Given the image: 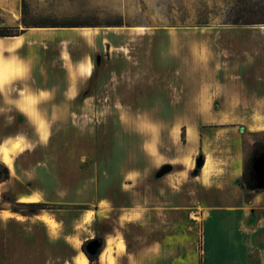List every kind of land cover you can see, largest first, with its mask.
I'll list each match as a JSON object with an SVG mask.
<instances>
[{
    "label": "rangeland",
    "instance_id": "1",
    "mask_svg": "<svg viewBox=\"0 0 264 264\" xmlns=\"http://www.w3.org/2000/svg\"><path fill=\"white\" fill-rule=\"evenodd\" d=\"M26 2L33 19L57 23L77 22L92 26L77 27L79 30L69 28V32L79 31L78 34L69 35V41L95 45L100 43L96 38L102 33L106 37L104 45L108 44V47L103 45L97 52H91V59L84 55L70 68L74 80L73 77L77 74L75 70L81 73L93 65L92 74L84 87L75 89L69 86V104L63 105L69 111V189L74 190L71 194L74 197L69 198V206L38 202L45 209L37 212L36 208L28 207V204L15 203L19 199L18 194L0 192V210L16 213L5 224L0 222V264H84L80 257L82 245L98 237L105 245L109 236L121 237L126 252L131 254L118 258L117 264H131V257L134 264H162L161 259H146L147 247L157 238L177 234L162 231L167 225L177 224L185 226L184 232L182 231L183 247L188 251L189 234L196 249V262L202 264L203 215L210 204H215L221 210L228 207L232 211L229 205L231 193L207 196L203 192L198 197L192 192L186 193L179 190L181 183L176 170L180 168L178 164L188 169V163L193 162V168L189 170V176L193 177L198 157L201 156L205 161L204 143L207 139L213 156H218L223 163L231 161L235 156V151L231 149L234 135L223 134L220 126L209 123L231 121L225 118L231 111L223 109L225 100H229L230 104L238 101L239 116H246L243 109L251 108V102L255 101L252 99L264 97V86H252L258 79L257 75L263 73L257 70L260 66L252 62H243L240 65L227 62L234 56L225 55L221 49L223 45H219V37L226 32L256 31L260 24L229 26L225 23L237 17L258 21L262 0ZM252 6L256 10L255 14L250 11ZM13 19L11 13L10 21ZM20 26L22 27L21 24ZM167 30L165 37L172 45L178 42L179 33H201L202 69H209L211 66L213 70L219 71L216 75L225 73V70H233L235 79H239L240 74L251 86L231 89L177 87L176 81L167 74L168 70L175 71L177 67L168 61L167 52L164 50L162 35ZM108 35L126 38L113 44ZM70 47L69 53L75 55L72 49L75 46ZM206 48H213L217 55L212 64L206 62ZM185 54L189 60V52L186 51ZM242 57L243 61L249 59L247 54H242ZM190 59H193L191 55ZM182 68L183 71H192L194 65L190 62ZM79 96H90V99L82 104L76 100ZM195 100L196 103L193 102ZM40 106L44 108L46 105L37 104L38 108ZM205 107H211L217 117L214 115L205 119L193 112L195 109L202 112ZM182 127L186 129L185 143L189 130L195 135L196 149L197 146L199 149L193 161L192 155L184 158L177 155L178 151L186 149L185 143L180 139ZM233 127H237L238 134L235 137L237 144L241 145L244 164L251 151V144L255 141L264 143V132L251 134L244 126ZM87 132L89 148H84L85 141L81 133ZM128 132L132 135L130 143L129 136L124 135ZM115 133L119 140L118 146L111 147ZM98 139L101 145H105L103 157L106 156L105 163L103 160L98 163L101 168L104 167L106 173L104 177H100L102 183L95 185L98 181V164L96 163L91 172L89 168L99 154L95 145ZM255 152L258 157L263 150L256 149ZM115 162L116 167L112 164ZM164 165L171 166V171L157 179L155 174ZM199 174L200 170L197 177ZM135 175L137 178H134ZM224 175L223 172L221 178ZM88 177L91 184L82 193L81 183ZM197 177L194 181H197ZM251 179V186L238 185L245 200L255 195L252 168ZM2 180L3 176H0V181ZM98 189L105 194L102 201L93 197ZM130 211L134 213L133 218L128 215V220L119 224L120 214ZM46 213L60 227L54 229L35 220V215ZM99 256L93 258L92 263L88 260L87 264H99ZM183 263L189 264L190 259H183ZM256 263L255 259L251 260V264Z\"/></svg>",
    "mask_w": 264,
    "mask_h": 264
},
{
    "label": "crops",
    "instance_id": "2",
    "mask_svg": "<svg viewBox=\"0 0 264 264\" xmlns=\"http://www.w3.org/2000/svg\"><path fill=\"white\" fill-rule=\"evenodd\" d=\"M11 13L13 21H10ZM0 16V27L18 26L23 29L20 26V0H0ZM168 30L162 35L164 50L167 52L168 61L177 67L175 71L168 70L167 74L169 78L176 81L177 87L231 89L251 86L240 77V74L239 79H235L233 70H225V73L220 72L216 75L219 71L213 70L211 66L209 69H202L201 33H179L178 42L172 45L165 37ZM78 32H69V28H28L18 36L0 37V65L5 72V79L0 83V143L7 137L0 144V149L2 147L11 149L15 143L21 147L17 153H11L12 166H6L8 178L0 181V192L18 194L19 199L15 203L45 202L69 206V198L74 197L71 195L74 190L69 189V164L71 163H69V111L63 105L69 104V86L75 89L84 87L92 74L93 65L81 73L75 70L77 74L75 78L73 77L74 80H72L70 68L84 55L91 59V52L95 53L98 49H102L106 42V37L102 33H99L96 38L100 43L95 45L69 41V35H75ZM108 36L113 44L126 38V36ZM219 40L225 55L234 56L227 62L238 65L243 62H252L260 66L257 70L263 74L257 75L258 79L252 86H264V24L257 27L256 31L221 33ZM69 46H75L72 48L75 55L69 53ZM104 46L107 48L108 44ZM186 51L189 52V60H187ZM204 52L208 58L207 63L212 64L216 61L217 55L213 48H206ZM242 54H247L249 59L243 61ZM190 62L193 63L194 69L183 71L182 67ZM76 96L77 92L74 93V97ZM89 99L90 96H79L76 100L84 104ZM252 100L255 101L251 102V108L243 109L246 116L242 118L238 114V101L235 100L236 103L230 104L229 100H225L223 109L226 111L231 109L225 118L231 121L209 123V125L220 126L223 134L234 135L231 139V149L235 151V156L231 161L223 163L218 156H213L207 139L204 143L205 161L199 169V176L197 177L198 173L193 177L189 176L193 162L188 163V169L178 164L180 168L176 170L181 183L179 190L186 193L192 192L196 197L203 192L207 196L231 193L229 205L232 211H229L228 207L225 208L226 210H221L215 204H210L203 215L205 221L202 264H251L252 259L257 261L256 264H264V191L255 193L245 200L236 183L242 175L244 164L243 151L235 137L238 134L237 127L233 125L244 126L251 134L264 132V97ZM193 102L196 103L197 100ZM194 103L192 104L197 105ZM37 104L46 106L38 108ZM193 112L205 119L215 115L211 107H205L202 112L197 109ZM227 125L232 127L229 128ZM198 127L199 124L197 130ZM88 132L81 133L85 141V144L82 141L84 148H89ZM130 132L124 133L129 136V143L132 136ZM206 136L209 138V135L206 134ZM186 139V149L178 151L177 155L179 158L192 155L193 161L199 148L197 146L196 149V139L192 130L187 132ZM117 142L119 140L115 133L111 147H117ZM95 145L99 154L94 158V163L89 170L91 172L92 168L96 167V163L98 164L96 185V183H102L100 177H104L106 173L98 161L103 160L105 163L106 156L103 157L105 145H101L99 139ZM252 145L253 143L251 148ZM112 164L116 167V162ZM223 172L225 175L221 178ZM196 177L197 181H194ZM134 178H137V175ZM90 184L88 177L81 183V192L84 193V189ZM103 193L101 189H98L93 197L102 201L105 198ZM11 215L16 213L0 210V222L5 224ZM128 215L133 218L134 213L130 211L120 214L119 224L126 222ZM34 218L48 227L54 229L60 227L59 223L47 213L35 215ZM166 230L168 233L172 231L177 234L162 236L153 241L147 247L146 259H161L162 264H184L183 259L187 258L190 259L189 264H197L196 249L189 234L187 235L190 240L188 251L183 247L182 231L184 232L185 226L167 225L162 231ZM125 249L121 237L109 236L99 256V264H117L118 258L128 254ZM105 254H108L110 259L104 262L102 259ZM130 263L134 264L132 257Z\"/></svg>",
    "mask_w": 264,
    "mask_h": 264
},
{
    "label": "trees",
    "instance_id": "3",
    "mask_svg": "<svg viewBox=\"0 0 264 264\" xmlns=\"http://www.w3.org/2000/svg\"><path fill=\"white\" fill-rule=\"evenodd\" d=\"M252 13L255 14L256 10L254 6L251 7L250 10ZM260 19L256 22L242 20L241 18H236L234 20L228 21L225 23L229 26H250L252 24H264V0H262V6L260 7ZM20 24L22 25V30H20L19 27H0V37H14L20 35L22 32H24L25 29L28 28H77V27H92V26H86L81 23L77 22H69V23H57V22H50L46 20H37L30 17V10L29 5L27 4L26 0H20ZM180 139L182 143H185V128H181L180 132ZM256 149L264 150V143L260 141H255L252 145L251 151L248 153L246 161L244 163V168L241 177L236 181V183L243 187V185L251 186L252 179H251V168H252V162L254 158L256 157L255 151ZM6 176L4 179L8 178V169L4 167ZM198 170H196L193 173V176H195L198 173ZM264 190H255V193H260ZM28 207L36 208V211H40L45 209L44 205L41 203H35V204H28ZM88 260L92 263L93 258L96 257H90L87 256Z\"/></svg>",
    "mask_w": 264,
    "mask_h": 264
},
{
    "label": "water",
    "instance_id": "4",
    "mask_svg": "<svg viewBox=\"0 0 264 264\" xmlns=\"http://www.w3.org/2000/svg\"><path fill=\"white\" fill-rule=\"evenodd\" d=\"M203 158L200 156L196 160V168L200 169L203 165ZM171 171V166L164 165L160 168V170L155 174V177L157 179L162 178L164 175L168 174ZM252 172L254 176V190H264V150L263 152L256 158H254L252 162ZM82 253L86 256H91L98 254V256L101 254V250L98 251V241L92 240L86 242L81 247ZM88 259V258H87Z\"/></svg>",
    "mask_w": 264,
    "mask_h": 264
},
{
    "label": "bare ground",
    "instance_id": "5",
    "mask_svg": "<svg viewBox=\"0 0 264 264\" xmlns=\"http://www.w3.org/2000/svg\"><path fill=\"white\" fill-rule=\"evenodd\" d=\"M18 17V16H16ZM87 31V30H86ZM5 79V72L3 67L0 65V83H2ZM20 145L18 143L13 144V146H11V149H8L6 147H2L0 149V162L2 164H4L5 166L11 167L12 166V158H11V153L15 154L20 150ZM80 257L83 261L84 264H87L89 261L86 258V256L81 252L80 253ZM108 259H110V256L108 254L104 255V258L102 259V261H108Z\"/></svg>",
    "mask_w": 264,
    "mask_h": 264
},
{
    "label": "flooded vegetation",
    "instance_id": "6",
    "mask_svg": "<svg viewBox=\"0 0 264 264\" xmlns=\"http://www.w3.org/2000/svg\"><path fill=\"white\" fill-rule=\"evenodd\" d=\"M1 164H2V163H1ZM1 164H0V176H3V180H5L4 178H5V176H6V172H5L4 167H2ZM3 180H2V181H3ZM92 240H97V241H98V251H100V250L102 249L103 245H104L103 240H102L100 237H98V238H93V239H91L90 241H92ZM97 256H98V254H95V255H91L90 257H97Z\"/></svg>",
    "mask_w": 264,
    "mask_h": 264
}]
</instances>
